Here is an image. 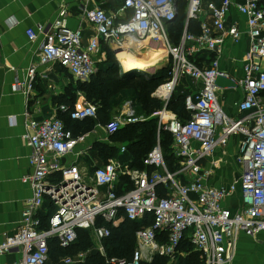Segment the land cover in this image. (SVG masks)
<instances>
[{"label":"built area","instance_id":"1","mask_svg":"<svg viewBox=\"0 0 264 264\" xmlns=\"http://www.w3.org/2000/svg\"><path fill=\"white\" fill-rule=\"evenodd\" d=\"M82 1L83 17L93 26L94 36L85 43L81 29L73 30L67 25L68 12L62 9L52 23L27 31L31 42L38 35L44 36L40 64L58 63L75 80L87 83L97 71L103 44L116 50L149 39L162 41L172 64L171 78L155 95L167 104L184 76L198 85L195 98H186L190 120L185 123L170 120L166 127L173 138L172 154L176 162L180 161V172L188 178V183H179L177 174L169 171L160 146L144 161L145 166L154 168L151 173L112 160L85 175L76 164H65L63 159L84 143L88 135L75 137L58 115L37 121L26 114L29 132L25 139L32 148L29 161L33 174L25 181L31 185L33 197L23 212L21 227L0 242V257L21 250L22 264H48L52 241L68 249L77 242L80 230H88L102 264H145L158 257L172 262L181 254L179 249L185 240H189L205 264H233L241 236L256 238L264 233V70L261 64L264 61V0H245L237 7L246 18V34L250 40V50L243 61V78L235 81L244 94L238 110L248 113L242 119H231L224 113L218 103L219 88L215 85L218 77L230 78L220 68L219 37L228 34L235 44L243 37L237 27L226 29L233 6L231 0H223L219 6L208 4L213 29L201 20L207 14L203 0H186V30L178 45H173L167 34L169 24L178 16L176 0H123L120 16L98 6L90 7L93 0ZM191 21H201L199 36L188 32ZM203 52L216 54L208 66L196 61ZM35 77L33 66L29 69L28 81L15 84L12 90L30 93ZM133 106L132 101L128 102L120 116L102 126L109 138L127 125L144 121L137 117ZM59 110L69 112L64 105ZM70 115L78 121L96 120L98 107L84 103ZM164 119L162 114L161 122ZM236 136L242 137L236 160L242 170L239 181L222 189L205 185L200 175V161L227 146ZM122 177L128 178L133 188L117 194L116 187ZM159 187L164 193L159 192ZM238 190L242 203L232 211L225 203ZM47 201L52 214L44 221L40 210ZM148 216L152 217V224L136 232V247L131 257L110 256L105 241L111 237L112 228L125 220L142 222ZM87 258L88 255L79 254L75 264H85ZM65 263L73 264V261L68 259Z\"/></svg>","mask_w":264,"mask_h":264},{"label":"crops","instance_id":"2","mask_svg":"<svg viewBox=\"0 0 264 264\" xmlns=\"http://www.w3.org/2000/svg\"><path fill=\"white\" fill-rule=\"evenodd\" d=\"M222 1L203 0V10L207 14L201 20L211 29H213V21L207 11V6L209 3L219 6ZM231 1L233 6L227 17L226 29L237 27L243 33V37L238 44H235L228 34L221 35L218 47L222 54L219 61L221 70L225 71L234 81L239 82L243 78V61L250 50V40L246 34V18L237 8L243 5L245 0ZM89 6H98L109 13L120 16L123 0H93ZM62 9L68 12L67 25L73 30L81 29L84 42L87 43L95 33L93 26L83 17L84 3L82 0H0V242L5 239L6 235H14L21 227L23 212L33 197L32 187L25 181L33 174L29 161L32 148L29 141L25 139V135L29 132L26 114L37 121H43L54 115L59 116L61 106L69 108L63 102L64 98L73 94L77 88L75 84L77 86L78 81L58 63L40 64L39 51L45 41L44 36L38 35L34 42H31L27 36L29 29L52 23ZM101 48V57H104L105 45L103 44ZM205 53L207 52L201 53V57ZM209 54L216 57L215 53ZM101 63L103 62L100 61L99 64ZM261 64L264 70V61ZM33 66L36 67V77L32 91L28 94L15 93L12 87L17 83L28 81V72ZM188 80L191 82L188 83ZM177 88L181 89L180 92L185 93L187 97L195 98L198 92L197 83L188 76L179 79L174 93ZM76 95L75 108L84 103L90 104L82 92L78 91ZM217 95L221 109L229 118L242 119L248 115L238 110V104L244 98L240 87L218 89ZM153 96L159 99L155 94ZM133 105L137 111L134 102ZM162 114L165 115V119L161 122ZM136 115L139 117L138 113ZM151 117H158L159 128L163 125L167 127L170 120L176 119L182 122L176 113L167 110H162ZM143 119L142 122H145L149 118ZM111 120L108 119L105 124L98 123L91 133L85 134L88 135L86 141L78 145L72 154L66 156L63 163L76 164L81 173L85 175L92 174L95 168L104 166L112 160L123 165H130V161L121 162L118 158L107 162L106 147L109 145L118 146L121 149L120 155L126 153L125 147V152H122L123 146L112 143L111 137L109 138L102 127ZM240 139H242L241 136L231 138L227 146L216 149L209 158L200 161V175L205 185L222 189L239 181L242 170L236 160ZM179 162L175 163L173 173L177 174L179 183L187 184L188 178L180 172ZM101 191L104 192L105 188ZM241 203L242 196L238 190L226 201L225 206L236 211ZM51 212V205L47 201L40 210L44 221L48 220ZM253 243L257 246L264 245V233L256 238L242 235L237 258L250 254V249L256 251V247H251ZM22 258V251L15 250L0 257V264H22Z\"/></svg>","mask_w":264,"mask_h":264},{"label":"trees","instance_id":"3","mask_svg":"<svg viewBox=\"0 0 264 264\" xmlns=\"http://www.w3.org/2000/svg\"><path fill=\"white\" fill-rule=\"evenodd\" d=\"M176 1L178 4V16L167 28L169 40L173 45L180 43L186 30V10L188 6L186 0ZM262 7L264 9V2ZM187 30L189 33L199 36L201 34V21H191ZM104 50L109 56L113 54L112 49L106 45ZM215 58V56L205 53L202 57L198 55L196 61L199 65L205 64L208 66ZM171 70L172 64L170 62L169 66L162 68L157 74L124 72L121 65L114 58L109 57V61L104 62L103 67L99 69V73L93 81L88 83L78 82V87L73 94L64 98L63 102L69 106V112H60L59 118L75 137L82 136L91 133L98 123L105 124L115 106L126 99H130L134 104H138L139 111L143 114L142 116L149 119L145 122L127 125L111 137L112 143L126 148V153L120 155L121 149L118 146L109 145L106 147V152L108 153L106 157L108 158L107 162L110 159L118 158L121 162L130 161V166L133 169L146 170L151 173L154 171V168L145 166L144 161L149 153L159 144L169 171L174 172L173 167L176 160L171 149L173 142L172 135L168 131H165L163 126L159 128L158 117H151L164 110L166 106L162 100L155 98L153 94H155L160 86L170 80ZM123 90L125 91L123 92ZM78 91L85 95L88 102L98 106V119L88 118L78 121L71 118L70 114L75 109ZM118 91H121L122 94H117ZM119 95L121 98L117 101L115 97ZM113 97L114 99H112ZM186 98L187 95L185 93L175 92L167 104V111L176 113L183 123L189 121L191 118V113L186 108ZM119 183L116 187L117 194H123L133 188L132 183L126 177H122ZM158 189L161 194L164 193L162 187ZM151 224L152 217L148 216L142 222L125 220L119 227L112 228L111 237L105 241L109 255L130 258L136 247V232L144 227H149ZM91 243V233L88 230H80L77 242L68 249L60 248L56 241H52L50 246V261L53 259L52 261L54 262L60 260L62 257L74 255L78 250L90 247ZM71 251L73 252L71 253ZM179 252L181 254L172 262L167 258L158 257L152 263L145 264H205L204 259L198 252L194 251L189 240H185L182 243ZM86 264H102V259L95 253L89 257Z\"/></svg>","mask_w":264,"mask_h":264},{"label":"rangeland","instance_id":"4","mask_svg":"<svg viewBox=\"0 0 264 264\" xmlns=\"http://www.w3.org/2000/svg\"><path fill=\"white\" fill-rule=\"evenodd\" d=\"M167 34H168V32H167ZM159 43L160 42L155 40V39H149V40H146V41H141L140 43H134V44L125 45V46L121 47L120 49L112 50L113 54L111 56H109L108 54L105 53V56L100 58V61H102L103 64L101 63V65L100 64L98 65L97 71H96L95 75L92 77V79L90 81L94 80V78L99 73V69L103 67L104 62L106 63L107 61H109V57L112 58V59L114 58L118 62L119 65H121V56L120 55L123 54V53L124 54L125 53L128 54L130 56V58L140 59V60L145 61V60L150 59V57H151L150 52H149L150 49L153 48V46H159L158 45ZM164 49L166 50L165 47H164ZM165 50H164V54L165 55L161 59L159 64L156 65L152 69L151 72L148 71V72H142V73H149V74L154 73V74H157V73H159L162 70V68L169 66V63L171 62V60H170V57L167 56V53L165 52ZM147 56H148V58H145ZM121 67H122V65H121ZM122 70H124V69L122 68ZM127 72H129V71H127ZM133 72H141V71H133ZM190 82L191 81L188 80V83H190ZM75 87H78V85L76 86V84H75ZM124 91L125 90H123V92ZM180 91H181V89L177 88L176 92H180ZM119 93H120V95L122 94L121 91H118L117 94H119ZM120 95L115 97V99H117V101H119L118 99L121 98ZM112 99H114V97ZM131 101L132 100H130V99H126L124 102H121L118 105H116L115 108L112 110L111 115L109 116V119H113V118H115L117 116H120L122 114V112H124V110L126 109V108H124L126 106V104L128 102H131ZM90 104L94 105V106H97V105L92 104V103H90ZM135 108L137 109L139 117L140 118H145V116H142L143 114L140 113L137 103L135 104ZM163 128H164L165 131H167L165 125H163ZM172 144H173V142H172ZM87 181H88V179H87ZM251 247L252 248L256 247V251H253V250L250 249V251H249L250 254H245V255H242L241 257L239 256L238 258H236L234 264H264V245H258L257 246V245H255L253 243V244H251ZM72 252L73 251H71V253ZM95 253L98 254L97 251H96V244H95V242L92 241L90 247L83 248L82 250H78V252L75 253L74 255L67 256V257H62L58 261H54L53 262L52 261L53 259H52L49 262V264H66L65 261L68 260V259L72 260L73 264H75L76 256H78L79 254L88 255V258H87V261H88L89 257L92 256V254H95Z\"/></svg>","mask_w":264,"mask_h":264},{"label":"bare ground","instance_id":"5","mask_svg":"<svg viewBox=\"0 0 264 264\" xmlns=\"http://www.w3.org/2000/svg\"><path fill=\"white\" fill-rule=\"evenodd\" d=\"M156 44V43H155ZM159 46H153V48L150 49V59L148 60H140V59H134L130 58L128 54H121V65L122 68L125 71L133 72V71H141V72H148L152 71V69L159 64L161 59L164 57V46L162 41L158 44ZM166 52V50H165ZM167 53V52H166ZM145 58H148L145 57Z\"/></svg>","mask_w":264,"mask_h":264},{"label":"water","instance_id":"6","mask_svg":"<svg viewBox=\"0 0 264 264\" xmlns=\"http://www.w3.org/2000/svg\"><path fill=\"white\" fill-rule=\"evenodd\" d=\"M215 85L219 89H230V88H237V83L232 78H225V77H218ZM168 104V103H167ZM167 104L164 110H168Z\"/></svg>","mask_w":264,"mask_h":264}]
</instances>
